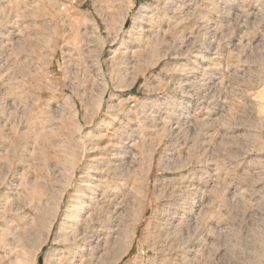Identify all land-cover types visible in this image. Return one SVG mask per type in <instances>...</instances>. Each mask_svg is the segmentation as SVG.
Returning a JSON list of instances; mask_svg holds the SVG:
<instances>
[{
    "label": "rangeland",
    "instance_id": "374dc122",
    "mask_svg": "<svg viewBox=\"0 0 264 264\" xmlns=\"http://www.w3.org/2000/svg\"><path fill=\"white\" fill-rule=\"evenodd\" d=\"M7 174L0 264H69L95 174L86 264H264V0H0Z\"/></svg>",
    "mask_w": 264,
    "mask_h": 264
},
{
    "label": "bare ground",
    "instance_id": "6f19581e",
    "mask_svg": "<svg viewBox=\"0 0 264 264\" xmlns=\"http://www.w3.org/2000/svg\"><path fill=\"white\" fill-rule=\"evenodd\" d=\"M3 6V5H2ZM13 14H14V12H13ZM10 22V21H9ZM100 161H101V159H100ZM9 163H7V164H9V168H10V170L12 171V169L13 168H15V162H14V159H10V161H8ZM102 162V161H101ZM97 169V168H96ZM9 170V171H10ZM95 173H98L99 174V170H96V172ZM97 174H95V175H92V177L89 179V182H88V185H87V189L89 190V193H90V195L88 194L87 195V198H86V193L87 192H85V196L82 194H79V196H78V198H77V200L75 201V202H73L72 204H71V206H69L68 207V209H66V213H65V218H64V222H63V224H62V228H63V239H64V241H65V243H67V245H69V248H71L69 251L71 252H69L68 254H69V257H70V262H67V263H69V264H74L75 262H74V260L77 258L78 260H81V264H86V262H88L89 263V261L87 260V261H85V257H86V250H85V243H84V238H85V234L83 233L82 234V236H81V234H79V230L80 229H77V230H75V231H73V232H70L71 230H68V228H69V224L71 223L72 225L73 224H76V225H80V224H82V222H83V217H84V213L87 211V209L89 208L88 207V202H91L92 201V199H94V195H96V194H98L99 193V191H102V190H104V189H102L101 190V186L99 185V184H101V182L103 181L101 178H98L97 176H96ZM7 177H8V174L7 175H5V176H1L0 177V206L4 203L5 204V206H3V209H2V211L1 212H3V213H0V228L2 227V226H5V227H7V219L9 218L8 217V212L9 211H13L12 209L11 210H9L8 209V206L10 207V206H15L16 204V200L13 198V197H11V195H10V192L8 193V192H6V191H3L2 190V185L3 184H5L4 182L7 180ZM103 177V176H102ZM91 179L93 180V181H91ZM95 180V181H94ZM98 182V183H97ZM97 183V184H96ZM118 186V185H117ZM4 187V186H3ZM8 189V188H7ZM83 191V190H82ZM112 192V191H111ZM96 197V196H95ZM87 202V203H86ZM130 204V203H129ZM12 206V207H13ZM0 208H2V207H0ZM96 210H97V206H96V208H95ZM94 209V210H95ZM9 210V211H8ZM130 218V217H129ZM75 225V226H76ZM85 228V227H84ZM111 229V228H110ZM82 232V231H81ZM13 233V230H12V228H11V230H10V227L7 229V232L6 231H1L0 230V237H2L3 238V236L5 237V235H7V234H9V235H11ZM92 236V235H91ZM1 239V238H0ZM4 241H6L5 243H7V241L8 240H4ZM10 241V240H9ZM3 242V241H2ZM1 242V243H2ZM4 243V244H5ZM9 243V242H8ZM111 243V242H110ZM2 245V244H1ZM112 245V244H111ZM120 245V244H119ZM89 247V246H88ZM98 246H94V245H91V249H93V250H98ZM111 248H112V246H111ZM111 248H108L107 250H108V252L110 251V250H112ZM86 249H87V247H86ZM14 251H15V249H14ZM95 252V251H94ZM14 253V252H13ZM111 253V252H110ZM113 253V252H112ZM6 254V255H5ZM4 254V257H2V258H5V257H9L8 255H11V253H5ZM3 256V255H2ZM67 257V256H66ZM102 259V258H101ZM107 259V258H106ZM10 260H11V258H10ZM97 260V259H96ZM102 260H104V259H102ZM19 262V264H22V263H20V259L18 260V258L16 259V262ZM76 261V260H75ZM95 263H96V261H95ZM103 263V262H102ZM5 264V263H4ZM8 264H15V260H11L10 262H8ZM76 264V263H75Z\"/></svg>",
    "mask_w": 264,
    "mask_h": 264
}]
</instances>
